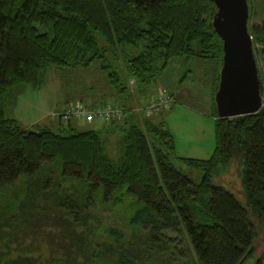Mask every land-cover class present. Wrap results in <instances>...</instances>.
<instances>
[{
	"label": "trees",
	"instance_id": "1",
	"mask_svg": "<svg viewBox=\"0 0 264 264\" xmlns=\"http://www.w3.org/2000/svg\"><path fill=\"white\" fill-rule=\"evenodd\" d=\"M247 1L256 65V52L264 56V18L252 24L250 19L264 10V3L258 9ZM215 11L211 0H0V192L24 180L29 183L25 192L29 187L48 190L63 235L60 259L49 254L42 261L9 249L0 255V264H142L139 247L151 249L155 259L180 257L184 252L176 244L182 238L193 264H243L252 257L254 221L264 227V71L257 70L260 110L218 119L213 96L222 52L210 26ZM176 57L219 64L211 93L214 148L207 160L176 156L163 123L136 119L135 111L125 107L132 92L129 81L137 95L143 93ZM97 63L118 99L92 104L79 99L66 106L112 104L121 110L118 121L51 118L54 130L39 125L26 130L7 117L13 88L42 86L51 67ZM162 91L171 99L170 108L173 95L163 89L158 94ZM79 121L99 125L83 130L75 125ZM110 136L115 137L112 157L106 148ZM233 162L239 167L240 202L213 182ZM176 164L198 178L192 180ZM62 183L70 193L59 190ZM32 200L31 194L18 208ZM102 208L120 210L124 217L128 213L138 239L130 231L102 226L96 218ZM253 264H264V256Z\"/></svg>",
	"mask_w": 264,
	"mask_h": 264
},
{
	"label": "rangeland",
	"instance_id": "2",
	"mask_svg": "<svg viewBox=\"0 0 264 264\" xmlns=\"http://www.w3.org/2000/svg\"><path fill=\"white\" fill-rule=\"evenodd\" d=\"M247 2L260 9L264 0ZM263 18L264 10L261 9L256 18L250 19V24L260 23ZM255 60L257 70L262 73L264 56L256 52ZM218 67V61L214 59L176 57L170 59L157 79L150 86L145 87L143 93H140L145 97H152L163 89L173 95L174 103L170 108L163 109L164 112L161 110L163 113L160 111L162 117L159 115V119L161 118L165 129L172 137L174 154L180 158L202 161L207 160L213 152L211 93ZM107 79L106 72L98 69V63L88 68L51 67L45 71L42 86L39 84V87L35 88L31 85H19L9 92L6 115L21 129L32 130L39 125L54 130L55 122L51 119V114L63 109L67 102L92 96L94 100L103 99L110 103L116 101V91ZM128 88L132 92L125 107L132 110L140 109L142 95H137V91H133L135 88L133 85L128 84ZM262 103L264 104V98ZM133 113L136 119L143 116L140 112ZM75 125L84 130L94 129L99 124L95 123L88 127L79 121ZM114 138L110 136L106 144L110 157L116 155ZM112 150H115L113 151L115 154ZM177 166L192 180L198 178L197 172ZM238 169V165L233 162L223 174L214 178L213 182L226 188L240 202L242 200ZM47 176L51 181L53 180V175L47 174ZM27 185L29 186L28 181L24 180L0 192V255L11 249L14 252L12 254L19 251L25 252L34 259L40 257L42 261L49 254L52 259H60L63 256V248L58 247L62 246L59 239L63 236L61 235L62 227L55 216L57 211L52 200L49 199L48 190L44 192L36 190L35 187L33 189L29 187L25 192ZM60 189H63L64 193L71 192L63 183ZM31 194L33 199L31 203L19 209L20 203L24 202L28 196L31 197ZM96 218L103 222L102 226L110 225L124 234H129L130 231L135 235L134 237L137 239L139 237V234L127 223L128 213L124 217L120 210L102 208L96 212ZM254 227L256 239L253 244V255L243 264H253L256 258L264 256V227L255 221ZM183 242L185 241L182 238L181 242L176 244L178 252H184L180 257L173 254L155 259L149 255L153 251L143 246L139 247L138 257L143 261L142 264H193L191 255L185 250Z\"/></svg>",
	"mask_w": 264,
	"mask_h": 264
},
{
	"label": "water",
	"instance_id": "3",
	"mask_svg": "<svg viewBox=\"0 0 264 264\" xmlns=\"http://www.w3.org/2000/svg\"><path fill=\"white\" fill-rule=\"evenodd\" d=\"M215 7L210 26L221 41V66L213 96L218 119L257 113L260 83L247 32L246 0H211Z\"/></svg>",
	"mask_w": 264,
	"mask_h": 264
},
{
	"label": "built area",
	"instance_id": "4",
	"mask_svg": "<svg viewBox=\"0 0 264 264\" xmlns=\"http://www.w3.org/2000/svg\"><path fill=\"white\" fill-rule=\"evenodd\" d=\"M129 85H133L130 81ZM171 104V99L165 92H161L153 99L148 105L141 107L140 109H134L135 112H140L143 117H151L159 113L163 109H167ZM121 110L115 105L105 106H93L86 108L80 103L70 104L60 111L51 114L52 119H59L67 121L70 119H81L86 123L92 121H98L103 124H107L111 121L117 120L121 116Z\"/></svg>",
	"mask_w": 264,
	"mask_h": 264
},
{
	"label": "crops",
	"instance_id": "5",
	"mask_svg": "<svg viewBox=\"0 0 264 264\" xmlns=\"http://www.w3.org/2000/svg\"><path fill=\"white\" fill-rule=\"evenodd\" d=\"M117 97V99H118V96H116ZM154 96H152V97H143V98H141V101H145V102H147L148 100H150L151 98H153ZM101 100H103V99H101ZM73 101H79V98H77V99H75V100H73ZM96 102H99V100H94V98H93V96L92 97H89V98H86V99H83V103H89V104H92V103H96ZM68 103V102H67ZM162 112V111H161ZM161 112H159L157 115H155L154 117H152L151 119H149L153 124H157V123H162V120H160L159 119V117L161 116L162 117V113L164 112V110H163V112L161 113ZM160 115V116H159Z\"/></svg>",
	"mask_w": 264,
	"mask_h": 264
}]
</instances>
